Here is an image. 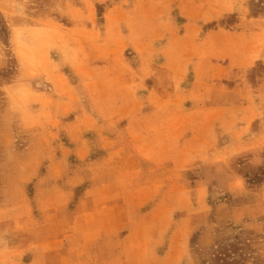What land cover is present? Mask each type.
<instances>
[{
  "label": "rangeland",
  "instance_id": "374dc122",
  "mask_svg": "<svg viewBox=\"0 0 264 264\" xmlns=\"http://www.w3.org/2000/svg\"><path fill=\"white\" fill-rule=\"evenodd\" d=\"M219 2L0 0V264L112 186L150 264H264V0Z\"/></svg>",
  "mask_w": 264,
  "mask_h": 264
},
{
  "label": "crops",
  "instance_id": "0c3cea01",
  "mask_svg": "<svg viewBox=\"0 0 264 264\" xmlns=\"http://www.w3.org/2000/svg\"><path fill=\"white\" fill-rule=\"evenodd\" d=\"M178 8L181 13L187 14V10L193 13V27L198 26V22L203 26L222 15L219 0H180ZM214 33L215 31H208L206 34L210 36ZM240 34L244 35L243 32ZM239 42L248 44L242 40ZM212 57L209 61L213 67ZM248 57L244 56L241 61L244 63ZM112 189L119 190L112 202L105 200L97 203L94 197L86 198L90 208L71 218L67 235L59 237L51 233L46 239L37 240L35 251L27 261L24 258L27 257L29 249L20 250L19 264H137L142 260L145 264H150V252H155V244L148 239L150 232L148 229L132 227L135 214L132 213L135 209L132 198L140 196L134 194L127 198L126 195L131 192L125 193L118 186H112ZM125 207L128 208L127 215L124 212ZM138 233L147 238L140 245L134 240Z\"/></svg>",
  "mask_w": 264,
  "mask_h": 264
},
{
  "label": "trees",
  "instance_id": "16d2710c",
  "mask_svg": "<svg viewBox=\"0 0 264 264\" xmlns=\"http://www.w3.org/2000/svg\"><path fill=\"white\" fill-rule=\"evenodd\" d=\"M1 36V35H0ZM222 259L221 258H218V262H216V263H213V264H224V263H222ZM224 262V261H223Z\"/></svg>",
  "mask_w": 264,
  "mask_h": 264
}]
</instances>
